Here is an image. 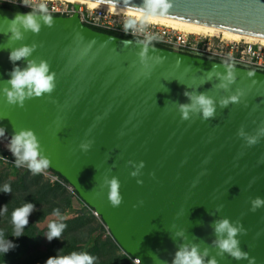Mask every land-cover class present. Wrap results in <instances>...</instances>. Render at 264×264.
<instances>
[{
    "label": "water",
    "instance_id": "obj_1",
    "mask_svg": "<svg viewBox=\"0 0 264 264\" xmlns=\"http://www.w3.org/2000/svg\"><path fill=\"white\" fill-rule=\"evenodd\" d=\"M82 1L143 13L142 0ZM166 2V13L151 15L264 39V0ZM30 12L40 29L18 24L17 39L11 20L29 12L0 7L4 136L32 130L49 169L140 264H173L185 246L197 247L204 264H249L217 246L214 224L224 218L240 229V249L264 264V204L253 207L264 200V72L98 31L76 13L50 15L48 24ZM23 46L31 54L11 61ZM29 61L46 62L55 86L10 103V72ZM201 94L214 101V115L197 108L184 118L181 105ZM112 178L120 185L117 206L109 199Z\"/></svg>",
    "mask_w": 264,
    "mask_h": 264
},
{
    "label": "clouds",
    "instance_id": "obj_2",
    "mask_svg": "<svg viewBox=\"0 0 264 264\" xmlns=\"http://www.w3.org/2000/svg\"><path fill=\"white\" fill-rule=\"evenodd\" d=\"M27 3V0H25ZM34 7L38 8L40 13H43V21L51 24L52 17L48 14V7L45 3H40ZM145 15L150 16L157 11L163 15L167 12L170 5L166 0H142V4L136 6ZM23 25L25 29H30L33 32H37L40 29V20L36 18L31 12L24 15H17L11 20V30L15 38L19 39L21 36L17 25ZM32 52V48L23 46L18 49H14L9 53V59L11 61H17L21 58L28 57ZM229 79H231V73H229ZM8 85L10 87L5 88L7 100L10 103H20L32 96H40L44 93L51 92L54 88V74L50 72L49 66L46 62L41 61L36 63L29 61L27 67L21 69L19 66H15L8 79ZM192 103L181 105V111L184 118L189 115L190 109H199L205 118L214 115L215 105L214 101L206 95H198L191 97ZM236 96L229 97L220 101L221 104L226 105L229 100L235 101ZM5 134L4 128L0 127V136ZM241 135L243 133L241 132ZM250 144L255 143L254 138H249ZM9 150L16 158L15 164L17 167L26 165L28 170L33 175H38L49 168V160L43 156L40 152L39 142L37 137L30 129H22L12 135L8 144ZM109 185V199L114 206L121 203V195L119 192V181L116 178H112L108 181ZM0 191L10 193L12 186L10 183H4L0 186ZM264 204V200L256 198L253 201V207H259ZM34 205L32 203H24L23 205L15 208L12 212L11 219L14 225L15 236L19 237L23 234V229L28 225V217L33 211ZM7 206H3L0 212L7 213ZM54 215L57 218L55 221L49 223V231L46 234L48 240L61 237L66 224L64 216L61 215L60 210L57 208L54 210ZM215 232L218 234L216 244L223 252H227L236 259H249V264H254V261L248 257V253L242 251L239 247V240L237 234L240 229L233 225L229 219L224 218L214 224ZM15 245L8 239L3 238L0 235V254L7 253ZM206 255V253L204 254ZM97 258L88 251H72L67 254H58L53 257H49L46 264H96ZM173 264H204V260L198 248L193 246L191 248L185 246L178 249L175 253ZM209 264H216L214 259L209 261Z\"/></svg>",
    "mask_w": 264,
    "mask_h": 264
},
{
    "label": "trees",
    "instance_id": "obj_3",
    "mask_svg": "<svg viewBox=\"0 0 264 264\" xmlns=\"http://www.w3.org/2000/svg\"><path fill=\"white\" fill-rule=\"evenodd\" d=\"M0 7L30 12L28 9L9 4H0ZM94 29L141 41L135 37L98 28ZM150 44L156 45L154 43ZM2 153L9 154L7 150H2ZM8 168L10 173L15 174V176L13 178L0 176V186L6 182L12 186L10 193L0 191V209L6 205L8 210L7 213L0 212V235L10 240L15 247L7 253L0 254V264H46L49 257L67 254L72 251L90 252L97 258L96 264H132L129 255L118 253L119 247L112 237L107 236L103 239L95 236V233L101 231L102 227L99 225L97 228L90 226L89 223L92 222L93 217L87 214L67 217L63 221L66 227L61 237L48 240L46 234L49 227L40 228L38 221L53 213L57 208L60 212L65 209L71 210L73 202H79L80 198L76 192L70 194L65 184L57 181L51 182L42 174L33 175L29 170H24L16 165L8 166ZM59 177L67 183L60 175ZM24 203H32L34 209L28 217V225L23 229V234L16 237L11 215L15 208Z\"/></svg>",
    "mask_w": 264,
    "mask_h": 264
},
{
    "label": "built area",
    "instance_id": "obj_4",
    "mask_svg": "<svg viewBox=\"0 0 264 264\" xmlns=\"http://www.w3.org/2000/svg\"><path fill=\"white\" fill-rule=\"evenodd\" d=\"M0 3L36 12L39 10L34 6L45 3L49 15L68 17L76 13L81 22L93 28L135 37L165 48L264 72V41L261 40L233 39L227 37L222 31L215 33L189 32L171 25L143 20L132 13H116L102 7L93 8L84 3L67 0H27V3L25 0H0ZM2 150L0 148V162L7 166L16 165V159L12 152L7 150L9 154L5 155ZM20 168L28 170L26 165L20 166ZM41 174L51 182L57 181L65 184L75 194L72 186L63 182L59 175L51 169L48 168ZM81 203L94 216L99 217L83 201ZM131 261L133 264H140L138 258H131Z\"/></svg>",
    "mask_w": 264,
    "mask_h": 264
},
{
    "label": "bare ground",
    "instance_id": "obj_5",
    "mask_svg": "<svg viewBox=\"0 0 264 264\" xmlns=\"http://www.w3.org/2000/svg\"><path fill=\"white\" fill-rule=\"evenodd\" d=\"M67 1L75 2V3H84V4L89 5L90 7H93V8L102 7V8L108 9V10H110L112 12H116V13H122V12L132 13V14L136 15L137 17H139L140 19H143V20H148V21L158 22V23H161V24L171 25V26H174L176 28H180V29H183V30H186V31H189V32H194V33H215V32H218V31H222V30H217V29L208 28V27H204V26H199V25H194V24H190V23H185V22H180V21H176V20H171V19H167V18L157 17V16H153V15L147 16L144 13L134 12V11H130V10L120 9V8L106 6V5H101V4H96V3L82 1V0H67ZM222 32L227 37L233 38V39L261 40V41H264V39H260V38L245 36V35L231 33V32H227V31H222ZM0 137L1 138H5L7 140L6 141L7 142L6 145L8 146V144L10 142V139L5 137L4 135L0 136Z\"/></svg>",
    "mask_w": 264,
    "mask_h": 264
},
{
    "label": "rangeland",
    "instance_id": "obj_6",
    "mask_svg": "<svg viewBox=\"0 0 264 264\" xmlns=\"http://www.w3.org/2000/svg\"><path fill=\"white\" fill-rule=\"evenodd\" d=\"M7 140L5 138H1L0 137V148L3 149V150H9L8 149V146L6 145V142ZM10 151V150H9ZM11 152V151H10ZM1 175H4V176H8L10 178H13L15 176V174H11L10 173V169L8 168L7 165L3 164L0 162V176ZM67 191L70 193V194H74L67 186ZM62 216H64V218L66 219L67 217H74V216H78L79 214H87V215H90L91 217H93L92 219V222L89 223L91 224L90 226H94V227H98L101 226V231H97L95 233V236H98V237H101V238H106L107 236L111 237L107 231V229L105 228V226L103 225L102 221L100 220L99 217H96L94 216V214H92L88 208L84 207L81 203V201L77 202V201H74L73 202V205H72V209H65L64 211L60 212ZM57 218L55 217L54 215V212L53 213H50L48 216H46L44 219L42 220H39L38 221V226L40 228H46L47 226H49V223L52 222V221H55ZM88 227V226H86ZM86 229V228H85ZM81 245V244H80ZM118 253L119 254H124V252L118 248ZM106 259V258H104ZM132 263V261H131ZM133 264V263H132Z\"/></svg>",
    "mask_w": 264,
    "mask_h": 264
},
{
    "label": "flooded vegetation",
    "instance_id": "obj_7",
    "mask_svg": "<svg viewBox=\"0 0 264 264\" xmlns=\"http://www.w3.org/2000/svg\"><path fill=\"white\" fill-rule=\"evenodd\" d=\"M0 4H4V3H0Z\"/></svg>",
    "mask_w": 264,
    "mask_h": 264
}]
</instances>
